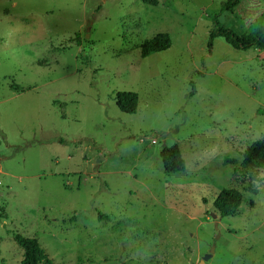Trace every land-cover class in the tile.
<instances>
[{"label":"rangeland","instance_id":"rangeland-1","mask_svg":"<svg viewBox=\"0 0 264 264\" xmlns=\"http://www.w3.org/2000/svg\"><path fill=\"white\" fill-rule=\"evenodd\" d=\"M225 1L0 0V264H20L14 233L52 264H197L211 246L206 264H264V168L222 162L264 137V48L206 46L214 18L242 33L264 0ZM159 32L171 46L141 57ZM174 142L185 169L166 173Z\"/></svg>","mask_w":264,"mask_h":264},{"label":"trees","instance_id":"trees-1","mask_svg":"<svg viewBox=\"0 0 264 264\" xmlns=\"http://www.w3.org/2000/svg\"><path fill=\"white\" fill-rule=\"evenodd\" d=\"M144 4L157 5L158 0H141ZM240 0H226L221 9L223 11H233ZM214 26L209 31L207 49H212L213 40L222 37L226 43L237 50H247L249 48H264V13L259 15L242 33H237L232 28L220 23L217 18L213 19ZM171 46V37L166 32H159L152 37L143 40L139 45L140 56L146 57L152 53L160 52ZM115 103L118 109L124 113L133 114L136 111L138 97L132 91H119L115 96ZM163 169L166 173L183 172L185 161L177 143L163 146L159 152ZM223 164L233 165V172H238L239 167L244 169L264 168V137L253 140L245 149L240 152V158L224 157ZM239 166V167H238ZM243 196L240 190L235 188H222L212 200V204L217 208L222 217L236 214ZM98 213V218H103ZM15 243L22 251L20 264H52V260L39 245L35 237H26L20 233H14Z\"/></svg>","mask_w":264,"mask_h":264},{"label":"water","instance_id":"water-1","mask_svg":"<svg viewBox=\"0 0 264 264\" xmlns=\"http://www.w3.org/2000/svg\"><path fill=\"white\" fill-rule=\"evenodd\" d=\"M212 217H215L216 215L215 214H211ZM213 250H214V246H211L209 251L207 253H205L201 259L198 261L197 264H206V261L212 256V253H213Z\"/></svg>","mask_w":264,"mask_h":264}]
</instances>
